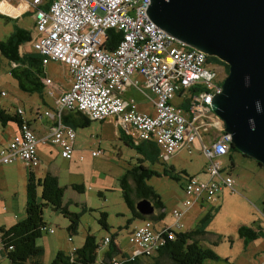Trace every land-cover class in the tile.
<instances>
[{
	"label": "built area",
	"instance_id": "built-area-1",
	"mask_svg": "<svg viewBox=\"0 0 264 264\" xmlns=\"http://www.w3.org/2000/svg\"><path fill=\"white\" fill-rule=\"evenodd\" d=\"M15 1L19 9L30 8L35 14L37 37L31 45L35 54L40 56L41 65L64 64L71 86L58 95L53 110L44 113L52 119L48 133L38 140L22 121L13 140L0 152L1 164L19 160L32 168L29 171L34 170L38 163V142L57 146L62 157L71 158L75 132L62 122V118L72 110L95 122L111 119L116 127L124 128L134 144L152 140L159 150L160 163L196 139L201 143L207 158L205 172L208 179L179 177L183 178L182 209L170 211L172 223L165 218L147 220L134 229L128 239L131 253L123 261L130 263L139 257L154 255L167 238L173 240L175 233L185 230L181 222L183 210L193 201L203 198L206 203L214 205L220 190H234L233 180L221 175L224 167L220 159L229 150L225 132L209 109L216 90L222 89L224 75L218 66L209 64L208 59L190 58L173 51V47L165 43L168 34L146 19L149 0ZM4 3L2 0L0 6ZM130 12H137V21H130ZM111 29L121 32V39L108 53L103 42L106 31ZM139 29H146V36H139ZM195 62L204 63V70H195ZM42 82L47 94L52 95L51 80L43 78ZM143 89L149 90L154 99L148 98ZM191 89L198 90L182 98V103L187 101L186 113H183L173 104V99ZM130 90L147 97L154 109L153 115L138 111L135 99L126 96ZM4 97L5 92H0V98ZM15 112L20 117L23 114L21 108ZM202 130L208 134L207 144L201 141ZM215 132L218 134L214 135ZM100 155V151L91 153L92 157ZM48 232L53 233V230L48 229ZM103 239L98 243V251L106 248L104 245L110 241L109 237ZM111 260L110 264H122L114 258L105 263L97 260L94 264H107Z\"/></svg>",
	"mask_w": 264,
	"mask_h": 264
},
{
	"label": "rangeland",
	"instance_id": "rangeland-1",
	"mask_svg": "<svg viewBox=\"0 0 264 264\" xmlns=\"http://www.w3.org/2000/svg\"><path fill=\"white\" fill-rule=\"evenodd\" d=\"M20 25L23 28L31 27V20L23 19ZM14 26L13 20L0 17V41H4L11 35ZM27 48L31 46H23L20 52L24 53V49ZM47 68L51 80L67 84L68 76L64 67L51 63ZM11 69L8 64H5V58L0 55V92H5V97L0 98L1 109L10 110L13 113L7 102L14 99L20 101V98H29V96L19 90L17 81L11 75ZM218 70L225 75L223 67L218 66ZM31 98H37V95ZM180 101L181 98L176 96L173 104L179 105ZM148 108L152 109L149 104ZM15 126L14 123H8L5 127L0 125V148L8 144ZM100 133L104 137L109 133V129L101 130V125L97 122H91L87 128H77L73 159L69 161L55 153L49 163L44 162L37 169V172L43 174L48 169L57 176L59 185L64 187L63 204L67 206L70 213L79 215L77 234L70 236L66 232L68 226L66 218L49 207L42 209V218L47 229L36 240V245L44 249L42 258L44 264H50L57 251L69 254L73 249L81 247L86 234L93 235L98 243L102 238L112 236L118 245L119 252L115 256L118 261H122L131 253L128 239L131 232L141 226L138 224L141 219L132 218L123 201L118 179L124 173L127 163L135 164L138 156L136 157L132 148L126 147L114 138H106L98 144ZM99 150H101L100 156H91L92 151ZM187 150L180 151L177 158L171 159L169 164H173L178 171L184 169L190 175L203 177L202 172L206 171L207 158L200 142L197 141L190 147L191 154H188ZM232 154L235 158V166L232 167L231 162L226 157L223 158L224 171L221 175L222 177L229 175L235 182V192L226 188L224 200H219L218 197L214 205L208 204L209 206L202 207L204 214L208 211L213 214L211 221L205 226L206 232L216 235L215 237L220 234L225 240L223 241L221 237L220 243L218 241L212 248L217 259L204 260L202 264H257L264 260L263 239L258 238L255 242L244 245L240 243L236 230L240 224L252 227L258 218L254 207L263 208L264 203L259 200V197H264V183H261L264 181V167L259 166L253 159L244 157L238 151ZM17 165L21 171L19 169L16 171L14 166L9 165L2 172L5 184L0 187V223L6 225H9L13 215H22L25 212L24 171L23 166L21 167L18 163ZM161 165L167 170L170 169ZM155 168L161 170L159 165ZM172 174L176 177H184L175 172ZM179 181L163 176H153L147 183L164 200L166 207L170 208L172 204L182 199L183 193ZM83 183H85L83 193L71 189V185ZM98 193H101V196ZM132 198H134L133 195ZM100 212L107 214V229H103L98 223ZM191 218L192 216H189L188 220ZM197 222L196 220L193 224L189 221L185 227L194 228ZM48 229H52L54 233H49ZM68 238H71V242ZM203 240L200 241L202 245H204ZM213 240L215 241L216 238ZM232 241H234L233 244ZM257 251L259 252L253 259ZM97 254L101 256L102 252L97 251ZM0 264H9V262L5 257H0Z\"/></svg>",
	"mask_w": 264,
	"mask_h": 264
},
{
	"label": "trees",
	"instance_id": "trees-1",
	"mask_svg": "<svg viewBox=\"0 0 264 264\" xmlns=\"http://www.w3.org/2000/svg\"><path fill=\"white\" fill-rule=\"evenodd\" d=\"M120 39L121 32L113 29L107 30L103 42L105 51L111 53ZM30 40L29 32L15 27L9 37L4 41H0V54L11 64H14L11 67V75L17 81L19 90L30 95H41L44 88L42 79L46 77L44 76L45 73L41 65L40 56L31 52L20 53L19 51V48L23 44L30 42ZM183 48L184 50H190L186 47ZM208 63L223 67L225 74H228V66L217 58L208 57ZM197 90L191 89L187 94L191 96ZM177 108L186 113L187 101L180 102ZM62 122L76 130L77 128H87L91 122L95 121L85 117L77 110H72L63 116ZM8 123H15L19 127L22 120L16 112L9 114L0 107V125L5 127ZM221 126L223 129L222 123ZM217 134L218 132L214 133V135ZM207 135L205 133V136ZM123 141L138 156L136 158L137 163L135 162V164L127 168L118 179L123 201L133 219L161 220L165 217L161 197L147 183L151 177H159L158 173L152 169V165L159 163V150L153 142L145 141L134 144L127 135L123 137ZM228 147V154L237 152L231 144ZM257 164L261 166L258 162ZM172 173H174L172 168L162 171V175L178 181V177ZM177 175L189 176L184 171ZM71 189L78 193L84 192L83 185H71ZM63 194L64 187L59 185L56 176L46 173L42 178H36L29 171L25 184V218L9 228H0V235L2 234L0 248L9 264H44L42 261L44 250L36 245V240L47 229L42 218V209L44 207H49L68 220V226L66 227L68 235L77 234L79 215L68 211L67 206L62 202ZM132 195L134 198H132ZM142 199L150 201L154 207L152 215L142 216L136 211L135 204ZM212 216L213 214L208 211L198 220L193 229L175 233L173 240L167 238L164 245L158 248L154 255L149 257H152L150 264H202L204 260H216L217 256L212 249L202 246L200 242L207 238L208 232H206L205 226L211 221ZM106 218L107 214L105 212L99 213L98 223L103 229L108 228ZM237 236L243 241L244 245H247L258 238L264 239V232L259 228L254 229L253 226L246 227V225H241L237 228ZM109 238L110 241L106 245L108 251L104 256V259L108 260L119 252L114 238L112 236H109ZM215 244L213 242L212 245L214 246ZM97 251L98 242L95 237L91 234H86L81 247L75 248L69 254L57 251L50 264H94L97 261ZM123 260L122 264H138L137 259L130 263ZM111 262L112 260L107 264Z\"/></svg>",
	"mask_w": 264,
	"mask_h": 264
},
{
	"label": "water",
	"instance_id": "water-1",
	"mask_svg": "<svg viewBox=\"0 0 264 264\" xmlns=\"http://www.w3.org/2000/svg\"><path fill=\"white\" fill-rule=\"evenodd\" d=\"M149 19L190 49L228 66L209 109L231 145L264 167V0H149ZM142 216L150 201L135 204Z\"/></svg>",
	"mask_w": 264,
	"mask_h": 264
},
{
	"label": "crops",
	"instance_id": "crops-1",
	"mask_svg": "<svg viewBox=\"0 0 264 264\" xmlns=\"http://www.w3.org/2000/svg\"><path fill=\"white\" fill-rule=\"evenodd\" d=\"M29 1H31V0H27V2H29ZM44 1L46 2V1H49V0H44ZM1 2H2V0H0V3ZM45 7H47V6H44V8ZM0 12H1L0 13V17H3L5 19H9V20H13L15 22V26L13 28L18 27V28L24 29L27 32H29V34H30V38H31L30 42L23 44L19 48V51H21V48H23V46L28 45V46H31V48L24 49V51L25 52L35 53L33 51V49H32V45H31V41L34 38L37 37V33L34 30V12L30 8H28V9H19L15 0H5V3L0 6ZM27 18H29L31 20V27L23 28L20 25V22L23 19H27ZM20 53H22V52H20ZM52 63H56V64L61 65L62 67H64V69L66 70L67 76H68L67 77V81H68L67 84H64L63 82H60V83L58 82L57 83V82H54L53 80H51V78H50V76L48 74V68H47L51 64V63H49L48 65L43 67V70H44V73H45L44 76L46 78H49L51 80V82H52L51 83V89L53 91L52 95H48L47 94V88L44 86L41 95H37V94L30 95V94H27V93L21 91L22 93L28 95L29 98H20V101L17 100V99H14V100H9L7 102V105L9 107H11V109L13 110V113H15L17 108H21L22 109L23 114L21 116V120L24 121L27 124V126L30 128V130H32V132L38 137V140H40L41 139L40 137L44 136V134L48 133V131L50 130V128L52 126L51 117L45 116L44 113L46 111H52L53 108L55 107V103L57 101L58 95L61 94L63 91L68 90L70 88V86H71V78H70V75H69L67 67L64 64L59 63V62H52ZM5 64H8L9 67H12L14 65V64H11L6 59H5ZM1 92H3V91H1ZM143 92L148 98L154 99V95L149 90L143 89ZM33 95H37V98H31V96H33ZM126 96H130V97H133L135 99L138 111H140L142 113H146L148 115H153L154 114V109L149 104V102L147 100V97L143 96L142 94H140L139 92H137L135 90L128 91L126 93ZM187 96H189V94H187V93H186V95H180V94L177 95V97H180L181 100H182V98H185ZM148 104L152 107V109L151 108L147 109ZM1 106L2 105H1V102H0V107ZM6 112L9 113V114H13V113L10 112V110H7ZM67 113L68 112H66L64 115H66ZM97 123H99L101 125V130L102 129L103 130H105V129L108 130L109 129V133L107 135H105L104 137H103L102 133H100L98 135L99 136L98 137L99 138L98 139V142H99L98 144H100V142L102 140L106 139V138H114L118 142H121L122 144H124L123 137L126 136L127 134L124 131L123 127H121V126H117L116 127L114 122L111 119H107V120H105L103 122H97ZM207 124H209V121L207 122ZM18 130H19V127H18V125H16L15 129L13 130L12 137L9 139V141H11V139L14 137V135L17 134ZM74 132H75V140H74V144H73V147H72V156H71L70 159H66V160H69V161L73 159L74 153H75V150H76L75 149L76 148V130H74ZM201 132H202L201 133V135H202L201 141H202V143L207 144L209 142L208 137L205 136V133H207V132H204L203 130ZM197 141H199V140L196 139L191 145H188L187 147H184L180 151L188 149L187 150L188 154H191V150H189V149L194 143H197ZM147 142H153V141L150 140V141H147ZM136 144H139V142H137ZM6 145H3L0 148V151L3 148H5ZM200 146H201V143H200ZM36 150H37V153H38V154L37 153L36 154H37V157H38L40 163H39L38 166H36V168L33 171H31V173L36 178H42L46 173H51V172H49L48 169H46L47 172L45 171L46 172L45 174H43L41 172H37V169L39 168L40 164H42L44 162H48L49 163L53 159L52 158L53 154L55 155V153H56L58 155L60 153V149H59V147L50 145L47 142H45V143L38 142L36 144ZM99 151L101 152V150H99ZM180 151L177 152L175 155L171 156L170 158H168L167 160H165L164 162L160 163L158 161L159 163H156V164L152 165V169L155 172L158 173L159 177L160 176L166 177V176L162 175V171L165 168L161 164L165 165L167 168H172L176 174H179L182 171L186 172L184 169H180V171H178L173 164H169L171 159L173 160V159L177 158V156L180 153ZM92 152H94V151H92ZM232 153H229L226 156H223L220 159L221 162H222V159L226 157L232 163V167L235 166L234 165L235 164V162H234L235 158H234ZM59 156H60V154H59ZM136 157H137V155H136ZM14 163H16V164H14ZM14 163H12V164H1L0 163V187L1 186L3 187V185L5 184L4 176L2 174L3 170H5V168L9 167V165H10V166H14L15 170L17 171L19 169V165H17V163H18V164L21 165V167L23 166L22 169L24 171L23 179H24V188H25V184H26V180H27V176H28L29 170L24 165V163L21 162V161H15ZM131 165L132 164L130 162H128L127 165H126V168H124V170L129 168ZM156 165H159L161 167V170L160 169H156L155 168ZM222 165H223V162H222ZM165 170H167V169H165ZM19 171H21V170L19 169ZM202 173L204 174L203 177H200L198 175H190L188 173H187V175H189V176H197L198 178H200L202 180H207L208 179V175L206 174V172H202ZM51 174L56 176L54 173H51ZM227 176H229V175H227ZM177 180H180L178 183H179V186H180V189H181V192H182V181H183V178H179L178 177ZM261 183L263 184L264 181H262ZM82 185H83L84 191H85V183H83ZM234 185H233V189H234ZM233 192H235V190H233ZM98 195L101 196V193H98ZM225 196H226V194L224 192V189H222V190H220L218 192V194L216 196V200H217L218 197H219V200H224ZM183 200H184V196L182 194V199H179L177 203L172 204L170 206V208H167L165 203H164V200L161 198V201H162V203L164 205V210H165V215H164L165 217L164 218L166 219V221L168 223H172V218H171V215H170V211L172 209H182ZM259 200H261V202L264 203V197L263 196L259 197ZM203 206H209V205H208V203H206L203 200V198H199V199L193 201L190 207H188L187 209L183 210V215H182V218H181V222L184 224V226H186L185 224H188L189 221H192V223L195 224L196 220L198 221L203 216V214H204V211L202 209ZM262 206H263L262 209H258L256 207H254V212L256 213L258 218L255 221V223L253 225V228L254 229L259 228L260 230H262L264 232V222L262 221V217H264V205H262ZM15 209H16V207H15ZM195 214H196V217H195ZM189 216H192V218L190 220H188ZM24 218H25V212L22 215H20V214L13 215V218L9 221L10 222L9 225L0 223V228H2V227L9 228V227L13 226L16 222L21 221ZM144 221H146V220H140V222L138 224L142 225L144 223ZM241 225H245V224H240V225L237 226V228L239 226H241ZM191 229H193V228L188 226V227H185L184 231H188V230H191ZM53 233H51V234H53ZM215 236L216 235L208 232V234L206 235L207 238H205L204 241H203L204 245H202V244L201 245L204 246V247H208V248L212 249L213 248V245H212L213 242H215L217 244V242L219 241V243H220V238L221 237H222L223 241L225 240L224 236H222L220 234H218V237H215ZM106 237H108V236H106ZM208 237H211V239H209ZM213 237L216 238L215 241L213 240L214 239ZM239 241H240V243L243 244V241L240 238H239ZM262 241H263V243H262V245H263L262 250L263 251L262 252L264 254V239ZM70 242H71V238H70ZM253 242H255V241H253ZM253 242H251V243H253ZM231 243L233 244L234 241H232ZM116 246H118V245H116ZM231 249H232V247H231ZM107 251H108V247L104 248L103 250H101L102 254H101V256H99L97 254V260L101 261L102 263H105L108 260V259H104V256L107 253ZM258 252L259 251H257L253 255V259H255V256H257ZM115 256H112L111 258H115L116 259ZM0 257H5L1 248H0ZM151 258H149V257H139V258H137V261H138V264H150L151 263ZM146 260H147V262H146ZM257 264H264V260L261 261V262H257Z\"/></svg>",
	"mask_w": 264,
	"mask_h": 264
},
{
	"label": "bare ground",
	"instance_id": "bare-ground-1",
	"mask_svg": "<svg viewBox=\"0 0 264 264\" xmlns=\"http://www.w3.org/2000/svg\"><path fill=\"white\" fill-rule=\"evenodd\" d=\"M148 6H150V3H147L146 4V11L148 9ZM44 8V7H43ZM44 9H47V7H45ZM146 19L150 20L148 15L146 14ZM130 21H137V12H130ZM34 30H35V14H34ZM36 31V30H35ZM139 36H146V29H139ZM165 43L170 46V47H173V51H177L178 53H181L183 56H190V58H199V59H208V56L199 51V50H195V49H190V50H184L183 47H186L183 43H181L180 41L174 39L173 37L169 36V35H165ZM188 48V47H186ZM195 70H204V63L202 62H195ZM227 77V75L225 74L224 75V79H223V82L225 80V78ZM222 82V84H223ZM222 91V89H217L216 90V95L220 94ZM215 97V96H214ZM216 116V115H215ZM225 136H226V146H228L229 144H231V136L227 133H225ZM14 138V137H13ZM13 138L11 139V141L13 140ZM10 141V142H11ZM229 148V147H228ZM60 149V148H59ZM2 151V150H1ZM0 151V152H1ZM60 156H61V150H60ZM37 155V154H36ZM72 155V153H71ZM62 157V156H61ZM64 158V157H62ZM38 159V157H37ZM64 159H67V158H64ZM70 159V158H69ZM16 161H19V160H16ZM15 162V161H14ZM12 162V163H14ZM22 162V161H21ZM12 163H9V164H12ZM38 163H39V159H38ZM38 163H37V166H38ZM25 165V164H24ZM26 166V165H25ZM29 170L32 169L28 166H26ZM104 240V239H103ZM109 243V242H108ZM106 243L104 245V247H106V245L108 244Z\"/></svg>",
	"mask_w": 264,
	"mask_h": 264
}]
</instances>
